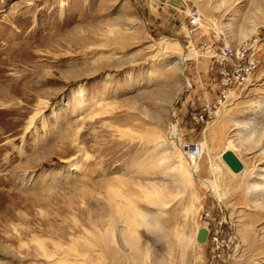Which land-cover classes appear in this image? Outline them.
<instances>
[{
    "label": "rangeland",
    "instance_id": "374dc122",
    "mask_svg": "<svg viewBox=\"0 0 264 264\" xmlns=\"http://www.w3.org/2000/svg\"><path fill=\"white\" fill-rule=\"evenodd\" d=\"M195 9L260 60L209 126L190 117L218 93ZM183 143L205 144L199 164ZM154 192L165 208L147 204ZM122 203L159 221L135 248ZM47 255L264 264V0H0V264Z\"/></svg>",
    "mask_w": 264,
    "mask_h": 264
},
{
    "label": "built area",
    "instance_id": "2783aa9c",
    "mask_svg": "<svg viewBox=\"0 0 264 264\" xmlns=\"http://www.w3.org/2000/svg\"><path fill=\"white\" fill-rule=\"evenodd\" d=\"M189 25L194 31L201 30L207 36V52L216 66L218 93L211 102H206L200 110L190 114L193 122L209 126L218 113L236 99L242 90L251 84L260 67L257 47L250 41L237 45L226 42L221 34L208 25L197 9L188 11ZM185 160L189 164H199L205 154L201 143L181 145Z\"/></svg>",
    "mask_w": 264,
    "mask_h": 264
},
{
    "label": "bare ground",
    "instance_id": "6f19581e",
    "mask_svg": "<svg viewBox=\"0 0 264 264\" xmlns=\"http://www.w3.org/2000/svg\"><path fill=\"white\" fill-rule=\"evenodd\" d=\"M204 146V149L206 148L205 144L202 143ZM227 151H231V149L228 147L225 151L224 154ZM232 152V151H231ZM240 160V159H239ZM241 161V160H240ZM178 168L184 169V166L182 164H179L177 166ZM216 167L213 166V171H215ZM188 173V172H187ZM189 176L191 177V174H189ZM113 196L112 199L116 201V198L118 197L117 193L113 192ZM146 202L148 205L153 206V207H164L167 205V202L161 201L160 198H158L157 193H147L146 194ZM120 196V195H119ZM122 197V196H121ZM123 199V198H122ZM124 201V200H123ZM130 201V200H127ZM121 202V201H120ZM127 206V207H126ZM117 210V214H118V221L120 225V227L122 228V232L123 234H126L129 237V241L130 243L133 244V247H137L138 246V231L141 228H157V225L159 224V221H157L156 219H153L154 217L148 216L147 214L140 212L139 210H137L134 206L132 205H125L124 203L118 205V207L116 208ZM116 212V211H115ZM112 222V221H111ZM114 224V223H112ZM111 224V225H112ZM114 226V225H113ZM118 226V225H117ZM116 228V227H114ZM119 228V226H118ZM111 230V229H110ZM127 237V238H128ZM115 239V238H114ZM186 240V239H185ZM128 241V242H129ZM186 244V243H185ZM109 246V245H108ZM107 246V247H108ZM109 248V247H108ZM110 250L112 248H109ZM108 249V250H109ZM114 254V253H113ZM112 255V254H111ZM116 258V255H114ZM112 256V257H114ZM118 256V255H117ZM47 261L50 262V264H67L68 262L64 259V256L61 257H55V256H49L47 255ZM115 260V259H113ZM82 261H84V259L82 258ZM80 260V262H82ZM86 261V260H85ZM114 263V262H113ZM83 264V263H82ZM119 264V263H117ZM122 264V263H121Z\"/></svg>",
    "mask_w": 264,
    "mask_h": 264
},
{
    "label": "water",
    "instance_id": "95a60500",
    "mask_svg": "<svg viewBox=\"0 0 264 264\" xmlns=\"http://www.w3.org/2000/svg\"><path fill=\"white\" fill-rule=\"evenodd\" d=\"M223 157L226 163L235 173H239L243 170L244 168L243 163L238 159V157L233 152L227 151Z\"/></svg>",
    "mask_w": 264,
    "mask_h": 264
},
{
    "label": "crops",
    "instance_id": "0c3cea01",
    "mask_svg": "<svg viewBox=\"0 0 264 264\" xmlns=\"http://www.w3.org/2000/svg\"><path fill=\"white\" fill-rule=\"evenodd\" d=\"M200 106V105H199ZM212 160L210 161V164H211Z\"/></svg>",
    "mask_w": 264,
    "mask_h": 264
}]
</instances>
